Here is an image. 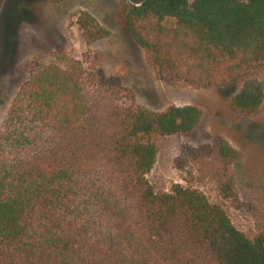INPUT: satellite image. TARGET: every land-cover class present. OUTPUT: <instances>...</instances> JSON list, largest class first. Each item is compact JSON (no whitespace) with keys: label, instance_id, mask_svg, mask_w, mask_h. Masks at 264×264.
<instances>
[{"label":"trees","instance_id":"16d2710c","mask_svg":"<svg viewBox=\"0 0 264 264\" xmlns=\"http://www.w3.org/2000/svg\"><path fill=\"white\" fill-rule=\"evenodd\" d=\"M120 2L160 74L194 87L240 82L232 112L261 111L264 0ZM76 25L88 44L110 35L89 11ZM86 63L33 71L0 124V264H264V231L250 238L203 191H157L148 179L157 137L193 131L202 109L152 110ZM217 154L211 176L234 198L242 153L220 135Z\"/></svg>","mask_w":264,"mask_h":264},{"label":"rangeland","instance_id":"374dc122","mask_svg":"<svg viewBox=\"0 0 264 264\" xmlns=\"http://www.w3.org/2000/svg\"><path fill=\"white\" fill-rule=\"evenodd\" d=\"M81 11L93 14L110 35L88 44L76 25ZM73 59L87 65L93 62L107 77L119 78L137 104L152 110L163 111L171 105L200 107L203 116L193 131L157 137V162L149 181L157 191H170L175 183L197 188L221 205L250 238L264 231V103L255 116H237L229 102L240 90V82L194 87L160 74L128 32L120 0L4 1L0 11V124L33 71L50 63L66 66ZM254 77L264 83V67ZM220 135L242 153L232 165L236 197L230 199L220 195L210 170L218 159ZM189 148L198 151L199 157L193 158Z\"/></svg>","mask_w":264,"mask_h":264}]
</instances>
